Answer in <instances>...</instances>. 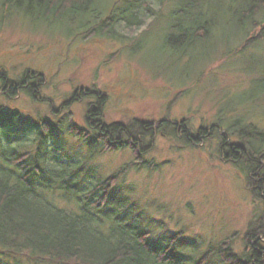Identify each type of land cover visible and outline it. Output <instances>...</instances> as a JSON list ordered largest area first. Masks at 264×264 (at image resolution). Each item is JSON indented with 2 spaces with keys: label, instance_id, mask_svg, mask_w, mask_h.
<instances>
[{
  "label": "rangeland",
  "instance_id": "obj_1",
  "mask_svg": "<svg viewBox=\"0 0 264 264\" xmlns=\"http://www.w3.org/2000/svg\"><path fill=\"white\" fill-rule=\"evenodd\" d=\"M152 1L151 11L160 17L146 16L137 30L114 27L109 38L83 37L80 24L66 16L44 20L19 0L9 9L0 0V72L14 83L28 77L25 72L42 77V86L22 89L12 100L0 81V121L7 122L4 132L28 145L42 131L41 121H50L52 137L42 149L52 148L58 163L67 155L70 164L87 157L81 143L64 132L68 116L84 126L86 101H70L78 89L106 95L104 123L166 122L153 139H145L140 162L130 150L104 152L86 165L85 177L95 182L130 164L113 196L133 204L134 223L153 242L187 255L195 244L196 260L234 236L231 248L241 257L243 234L264 213V204L248 190L241 165L227 158L220 135L235 122L264 133V40L246 45L234 24L219 20L209 39L179 54L164 41L171 0ZM181 122L194 144L181 135ZM228 143L240 141L234 136ZM0 264L11 263L2 257ZM206 264L220 263L210 255Z\"/></svg>",
  "mask_w": 264,
  "mask_h": 264
},
{
  "label": "trees",
  "instance_id": "obj_2",
  "mask_svg": "<svg viewBox=\"0 0 264 264\" xmlns=\"http://www.w3.org/2000/svg\"><path fill=\"white\" fill-rule=\"evenodd\" d=\"M156 1L160 5L164 3V0ZM152 2L19 0L18 3L26 9H37L40 14L37 17L44 20L53 18L54 14L55 19L70 18L80 24L78 29L83 37L112 38L114 27L137 30L143 26L142 19L146 16L154 20L160 17L151 11ZM171 3L167 17L172 23L164 41L179 54L209 39L219 20L234 24L235 32L246 45L254 47L264 40V0H171ZM13 4L14 0H4L2 7L9 9ZM26 75L30 77L23 76L24 79L14 83L0 72L7 99L12 100L22 89L29 93L42 84L39 73L25 72ZM262 82L264 85V79ZM80 99L86 101L84 126H76L68 116L64 131L87 150L86 159L83 157L80 163L70 164L67 155L58 157V163L52 148L42 149L52 137L49 136L53 130L50 121H41L42 131L29 145L17 139V135L10 137L11 131L4 132L7 122L0 121V258L11 264L20 261L27 264H206L209 256L214 255L220 264H264V213L248 224L242 238L241 257L232 251L234 236L209 247L196 260L193 254H199L200 250L195 244L191 245L192 253L187 255L174 245L153 242L150 233L134 223L133 204L113 196L115 185L130 164L95 182L87 180L85 167L96 156L120 149L130 150L135 162H140L147 149L142 146L145 139H153L156 128L159 131L167 123L160 121L157 127L153 122L136 119L128 124L104 123L106 95L94 88H81L73 93L70 101ZM50 112L56 109L50 108ZM179 128L181 135L194 144L187 137L183 122ZM227 132L220 135L221 144L227 149L226 157L241 165L248 190L264 204V133L240 122L229 126ZM234 136L239 145L228 143Z\"/></svg>",
  "mask_w": 264,
  "mask_h": 264
}]
</instances>
